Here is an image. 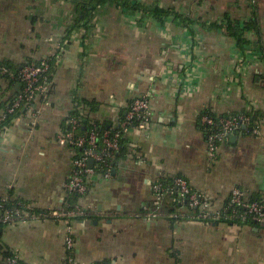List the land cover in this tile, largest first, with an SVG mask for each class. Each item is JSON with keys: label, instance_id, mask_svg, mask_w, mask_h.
<instances>
[{"label": "crops", "instance_id": "1", "mask_svg": "<svg viewBox=\"0 0 264 264\" xmlns=\"http://www.w3.org/2000/svg\"><path fill=\"white\" fill-rule=\"evenodd\" d=\"M89 1L0 0L1 63L21 67L58 55L46 97L0 130V199L60 207L78 155L59 142L69 117L120 127L132 102L146 96L151 127L124 133L129 154L109 178L95 174L78 203L98 214L71 222L75 257L87 264H264V227L222 216L235 187L264 201V53L240 50L208 26L255 16L264 48V0H126L141 5L133 10L116 1L92 10ZM246 36L258 43L256 34ZM20 89L1 78L0 109ZM245 111L262 115L260 133L237 132L211 160L201 115ZM177 176L209 199L213 222L169 219L168 195L164 217L143 219L154 209L151 185ZM68 226H3L0 243L19 264H65Z\"/></svg>", "mask_w": 264, "mask_h": 264}, {"label": "built area", "instance_id": "2", "mask_svg": "<svg viewBox=\"0 0 264 264\" xmlns=\"http://www.w3.org/2000/svg\"><path fill=\"white\" fill-rule=\"evenodd\" d=\"M55 58H58L57 54L38 62L23 64L18 71L0 62V79L18 78L23 83L22 90L17 92L0 109V130L8 128L12 118L38 97H46L49 85L44 82L48 80V73L51 70L50 62ZM252 117V115L244 112L232 115H201L200 124L206 134L209 158L211 160L216 159L220 143L227 140L232 134L237 133L239 129H244L246 133L251 131L252 134H259L263 118H256L254 128L250 130L249 126L251 125ZM152 121V104L146 96L136 98L132 102L118 131L109 130L100 135L97 127L94 126L89 131L80 132L83 119L70 116L68 127L59 136L61 144L72 147L78 152L74 160V172L65 184L67 197L63 200L60 207L46 210L36 209L33 203L11 198L8 195L2 197L0 199V225L5 227L30 221L66 222L69 226L65 237L64 262L65 264H87L80 262L74 255L75 239L71 222L81 218H88L94 215L96 211L84 208L80 204L72 206L69 203V197L73 194L81 196L88 194L92 178L97 174L98 170H103V174L109 178L116 156L122 148V131L126 132L129 129H136L140 132H145L151 127ZM139 159L141 160L142 158L140 157ZM90 161H93L92 167L89 166ZM151 187L155 196L154 209H147L142 213L143 219L147 221L164 217L161 206L164 202L167 186L156 182ZM174 188L178 193L177 201L179 204L187 203L189 209H198V212L191 214L187 210L181 211V207L175 212L168 213L167 217L169 219H192L196 221L214 219L210 211L209 199L194 191L185 177H175L169 189L174 190ZM223 214H225L223 218L227 222L236 218L245 222L250 217L256 224L264 227V201L247 197L238 187L232 189ZM5 252L7 250L0 246V264H19V258L16 254L10 252V255H5Z\"/></svg>", "mask_w": 264, "mask_h": 264}, {"label": "trees", "instance_id": "3", "mask_svg": "<svg viewBox=\"0 0 264 264\" xmlns=\"http://www.w3.org/2000/svg\"><path fill=\"white\" fill-rule=\"evenodd\" d=\"M122 6V8L124 9H135L137 8L136 6H139L141 7V5H137V4H134V5H131L130 2L126 1V0H90L89 2H87L86 4L91 6L92 10H95L96 7H98L99 5H102V4H105V3H111V2H115ZM251 6L253 4H255V0H251L250 2ZM159 16H164L165 18L168 16V15H175L174 13H167V11H159L158 12ZM85 19V18H84ZM209 27L210 28H213V29H219L221 31L224 32L225 35L229 36V37H232L236 40L237 42V46L240 50H246L248 48H253L255 51L257 52H262L264 53V48L262 47V43H261V30H260V23L258 21V19L254 16L253 19L249 20L248 22H241L239 20H233L232 18L230 17H226L224 18L221 22H214V23H208ZM248 33H254L256 34V36L258 37V43H256L255 41L254 42H251L247 39V34ZM256 43V44H255ZM54 63V59H52V61L50 62L51 64V68H52V64ZM7 66H10L11 68H13L14 70H19L21 67H14L10 64H7V63H3ZM51 74V70L49 71L48 73V80L45 81L44 83L49 85V82L51 81V78L52 76H50ZM12 81H16V82H19L21 84V89L23 88V83L18 79H10ZM5 106V105H4ZM3 106V107H4ZM2 107V108H3ZM244 113H247L249 115H252V121H251V125L249 126V129L251 130L252 128H254V124H255V120L256 118H262V115L255 112V111H251V112H244ZM18 114V113H17ZM204 114H208L210 116H216L214 114H211V113H204ZM73 116H76V117H80V114H74ZM83 119V125L81 126L80 128V132H86V131H89L91 128H93L94 126L97 127V130L99 132L100 135H102L105 131H109V130H113V131H118L120 130L119 127H107V126H102L100 124H97V123H94V124H89L87 119L84 120ZM237 132H245L244 129H239ZM124 131H122V140H121V150L120 152L118 153V155L116 156V160L114 161V163L117 161V160H120V159H125L127 157V155L129 154V149H128V146H127V141L123 138L124 136ZM249 135H251V131L249 133H247ZM114 165V164H113ZM104 171H100L98 170L97 171V174H103ZM173 181H174V178L173 179H170V180H162L160 181L159 183H162L164 186H167V189H166V195L169 196L170 198V201H167L165 204H164V208H169L168 211L170 212H175L177 210H179L181 207V209H185L187 210L188 212H190L191 214H195L198 212V209H189L188 208V204L185 203L183 205H180L179 202L177 201L178 199V193H177V190H171L169 189V187L171 186V184H173ZM91 186V185H90ZM87 195V194H86ZM86 195L84 196H81V195H78V194H73L69 197V203L72 204V206L74 205H77L79 203V201L85 197ZM256 200V199H255ZM258 200V199H257ZM180 209V210H181ZM222 216H225V214H223ZM214 219H211V220H205L203 222H213ZM229 223H235V224H254L255 222L252 221V219L249 217L246 219L245 222H242L240 219H235L233 221H229ZM3 226L0 225V235H1V229H2ZM0 246L1 248H4L1 243H0ZM10 251L7 250V252H5V255H10Z\"/></svg>", "mask_w": 264, "mask_h": 264}, {"label": "water", "instance_id": "4", "mask_svg": "<svg viewBox=\"0 0 264 264\" xmlns=\"http://www.w3.org/2000/svg\"><path fill=\"white\" fill-rule=\"evenodd\" d=\"M235 137H236V133H234V134H232V135L230 136L231 139H233V138H235ZM115 163H116V162H115ZM115 163H114V165H115ZM89 166H90V167L93 166V161H90V162H89ZM112 172L114 173V172H115V169H113Z\"/></svg>", "mask_w": 264, "mask_h": 264}]
</instances>
